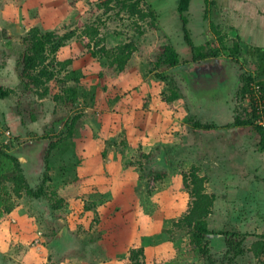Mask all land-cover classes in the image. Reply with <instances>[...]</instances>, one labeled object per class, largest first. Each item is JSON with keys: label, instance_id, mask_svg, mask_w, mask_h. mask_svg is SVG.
Listing matches in <instances>:
<instances>
[{"label": "rangeland", "instance_id": "374dc122", "mask_svg": "<svg viewBox=\"0 0 264 264\" xmlns=\"http://www.w3.org/2000/svg\"><path fill=\"white\" fill-rule=\"evenodd\" d=\"M104 1L0 0V84L12 90L0 98V145L9 143L13 133L24 131L27 139L37 141L23 152L13 147L31 185H37L47 170L44 159L51 137L42 138L46 129L58 131L68 116H80L76 147L51 152L53 181L47 185L66 199L62 210L54 211L51 202L35 200L26 191L17 194L11 181L0 182V264H132L128 256L139 249L144 250L145 264H264V254L256 257L251 251L254 241L260 236L264 240L260 216L264 212L248 207L237 196L235 183L219 189L228 179L218 173L222 157L217 155V147L223 149L228 142L261 140L252 126L235 125L237 117L254 116L251 100L239 92L246 85L242 74L256 71L258 62L249 61L244 49L240 60L227 54L225 47L233 48L238 37L231 34V23L217 6L211 5L205 15L204 0H192L186 12L188 27L195 44L204 46L205 52L220 50L221 55L200 62L192 60L193 51L184 40L179 0L144 1L146 11L151 5L156 10V21L132 16L115 2L108 9ZM208 21L220 26L219 34ZM34 26L59 35L74 32L56 54V80L49 83L50 94L44 98L26 92L16 71L23 37ZM88 27L99 31L90 46L85 35ZM99 38L102 41L96 46ZM130 41L138 50L122 71L110 67L104 55L91 53V49H113ZM167 43L176 47L183 65L169 69L171 79L162 81L152 63ZM71 56L76 57L74 63L62 67ZM79 68L92 83L89 90L94 86L98 90L96 103L89 97L74 106L56 102L55 94H63L61 81ZM225 69L224 77L220 71ZM173 92L178 96L169 100ZM196 121L215 127L197 129ZM194 166L208 176L207 191H221L216 197L226 201L224 210L215 201L210 227L247 234L244 254L226 255L224 239L217 238L210 243L214 263L210 262L193 251L187 230L174 228L188 209L183 173ZM164 170L163 180L154 179L156 172ZM252 213H258L257 219ZM55 225L59 233L68 228V238L56 246L52 242L57 235L45 238L46 229ZM98 235L99 240H91Z\"/></svg>", "mask_w": 264, "mask_h": 264}, {"label": "trees", "instance_id": "16d2710c", "mask_svg": "<svg viewBox=\"0 0 264 264\" xmlns=\"http://www.w3.org/2000/svg\"><path fill=\"white\" fill-rule=\"evenodd\" d=\"M146 0H105V4L108 9L112 2L120 5L123 10H126L132 16H138L141 20L147 17L158 20L156 10L151 6L150 10L146 11L142 6ZM206 4L205 15L210 13V6H216L217 0H204ZM192 0H179L178 12L182 22L184 40L193 51L194 62H200L208 59L209 57L221 55L220 50L211 49L210 52L204 51V46L197 45L192 37L191 30L188 27L189 19L186 14L191 8ZM211 27L216 30L217 34L220 33L219 25H216L213 21H208ZM87 45L90 46L91 41L94 38H98L99 31L93 27L86 28ZM74 32L65 33L59 35L55 30H42L39 26H34L30 31L23 37L24 47L19 51L17 58L16 71L21 80L22 85L26 92L34 93L40 98H44L50 94L49 83L56 80L57 72L55 70L54 61H56V54L66 44V41L72 38ZM102 39L96 41V46H99V42ZM225 51L228 55L241 59L238 57L241 50V45L237 43L233 48L225 47ZM91 53L94 56L104 55L109 59L110 67H116L119 71L126 68L133 54L138 50V46L134 41L126 42L117 45L113 49H107L105 46L100 49H91ZM255 54V52H253ZM258 57V67L255 74L245 73L242 74V81L246 82V85L242 87L239 94H242L246 98L249 97L252 104L254 105L256 100V91L254 89L255 82L261 85V95L264 99V50L258 49L256 54ZM76 60L75 56H71L61 63L62 67H66L65 64H72ZM238 60V61H239ZM237 61V60H236ZM152 70L154 71L157 78L162 81H168L171 79V75L168 73L169 69H173L182 64L181 57L172 43H167L162 47L161 52L157 55V60L154 61ZM183 65V64H182ZM83 68L72 69L66 74L63 86V94L56 93L54 99L56 102H63L66 106H74L79 103L81 98H84V102L87 98H91L93 104L97 101L96 86L92 87L93 90H89L88 76ZM87 80V81H86ZM74 81L77 85H69L67 82ZM60 82V81H59ZM92 85V83H90ZM12 90L5 88L0 85V98H5L10 95ZM238 94V93H237ZM249 94V95H248ZM172 98L178 96L177 92H173ZM253 118L241 119L239 117L235 120L237 126H252L261 136L260 147L264 149V126L258 123L259 115L257 113V107H253ZM32 121L36 120V117L32 115ZM80 116L77 114L68 116L63 123V126L56 131L55 128L46 129V135L42 138H50L46 153H45V165L47 170L45 174L39 179L37 185H31L28 175L25 174L24 164L20 161L19 155L15 154L13 147H20L17 149L20 152L22 150H28L27 147L36 144L35 139H27L26 133L19 132L13 133L9 143L0 145V182L11 181L14 183L15 191L21 195L23 191H26L30 197L35 200L48 201L52 203L53 210H62L66 204V199L59 196V191L53 186H48V181H53V178L49 176L51 169L50 160L51 152L59 149L62 153L68 151L69 148L76 147L74 143L75 130L79 123ZM64 120V119H63ZM13 126V125H12ZM26 130L25 122L21 125ZM195 128L201 129H212L215 127L213 124L202 125L200 121L194 123ZM16 126L11 127L15 130ZM112 148L114 146L110 144ZM13 149V150H12ZM111 150V149H109ZM25 152V151H24ZM103 155H106L105 153ZM167 170L156 172L154 179L163 180L167 175ZM208 176L202 174L200 169L196 166L192 167L189 172L183 173V187L186 189L189 195L188 209L180 216L178 220L174 222V228H180L187 230L189 234L190 246L193 251H198L202 256L208 257L210 262L214 263L211 253V241L217 238H223L227 248V254H233L239 256L245 253L244 243L247 238V234L233 231L231 229H212L210 227L209 217L213 212V207L217 199L216 194H210L207 191ZM3 183H0V188ZM51 227V226H50ZM49 230L46 229L45 238H54L60 231V228L56 225L51 227ZM257 241L253 242L251 251L256 257L264 254V240L260 236ZM81 239L82 244H86V240ZM99 240L100 235L91 238V240ZM84 250L81 251L83 253ZM129 261L132 264H145L144 250H132L128 256ZM73 262H77L75 259Z\"/></svg>", "mask_w": 264, "mask_h": 264}, {"label": "crops", "instance_id": "0c3cea01", "mask_svg": "<svg viewBox=\"0 0 264 264\" xmlns=\"http://www.w3.org/2000/svg\"><path fill=\"white\" fill-rule=\"evenodd\" d=\"M217 1V10L222 11V16L229 20L228 23H231L230 27L233 30L231 34L238 37L241 49L248 52V60L253 63L258 62V57L255 55L256 51L260 48L264 50V0ZM226 71L227 69L221 70V75L225 77ZM256 72L253 71L252 73L255 74ZM254 140L255 138L249 137L245 141L233 142L232 145L228 142L223 149L220 146L217 147L219 150L217 155L222 157V161L218 165V173L223 176L227 174L225 179H228L225 183L224 177L221 176L224 186L219 189L234 187L235 183L237 196L248 207L252 205L253 208L261 209L264 212V149H261L260 142L256 144L253 142ZM230 154L232 155L230 156ZM218 177L220 178V176ZM217 194L222 195L221 191H216ZM216 203L218 208L224 210L226 201L223 202L222 198L217 197ZM237 203L238 207H242L240 200L237 199ZM256 214L258 215V213H252V216L257 219ZM260 216L264 218V216Z\"/></svg>", "mask_w": 264, "mask_h": 264}, {"label": "built area", "instance_id": "2783aa9c", "mask_svg": "<svg viewBox=\"0 0 264 264\" xmlns=\"http://www.w3.org/2000/svg\"><path fill=\"white\" fill-rule=\"evenodd\" d=\"M254 89L256 91V100H255V106L257 107V113L259 115L258 123L264 126V99H262V93H261V85H254ZM252 104V106L254 107Z\"/></svg>", "mask_w": 264, "mask_h": 264}, {"label": "water", "instance_id": "95a60500", "mask_svg": "<svg viewBox=\"0 0 264 264\" xmlns=\"http://www.w3.org/2000/svg\"><path fill=\"white\" fill-rule=\"evenodd\" d=\"M161 159L163 161L164 164L167 165V157L166 154H163L161 156ZM68 238V228H64L59 234H57V236L54 238L52 244L53 245H61L63 242H65V240Z\"/></svg>", "mask_w": 264, "mask_h": 264}, {"label": "flooded vegetation", "instance_id": "af4514ba", "mask_svg": "<svg viewBox=\"0 0 264 264\" xmlns=\"http://www.w3.org/2000/svg\"><path fill=\"white\" fill-rule=\"evenodd\" d=\"M198 78V77H197ZM197 78H195L197 81H199Z\"/></svg>", "mask_w": 264, "mask_h": 264}]
</instances>
